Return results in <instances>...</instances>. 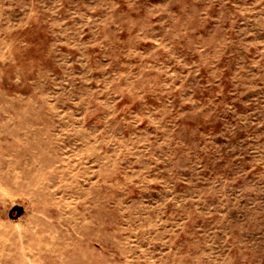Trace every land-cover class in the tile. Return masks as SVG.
I'll return each instance as SVG.
<instances>
[{"label": "rangeland", "instance_id": "rangeland-1", "mask_svg": "<svg viewBox=\"0 0 264 264\" xmlns=\"http://www.w3.org/2000/svg\"><path fill=\"white\" fill-rule=\"evenodd\" d=\"M0 264H264V0H0Z\"/></svg>", "mask_w": 264, "mask_h": 264}, {"label": "water", "instance_id": "water-1", "mask_svg": "<svg viewBox=\"0 0 264 264\" xmlns=\"http://www.w3.org/2000/svg\"><path fill=\"white\" fill-rule=\"evenodd\" d=\"M17 211V214L15 216H18L22 212V207L21 206H15L10 210V215L14 216L13 212Z\"/></svg>", "mask_w": 264, "mask_h": 264}]
</instances>
